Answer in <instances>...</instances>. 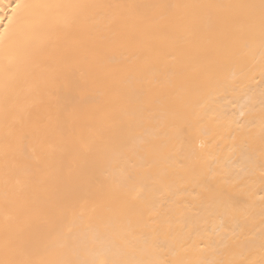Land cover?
Wrapping results in <instances>:
<instances>
[{
    "label": "snow or ice",
    "instance_id": "6c2138e0",
    "mask_svg": "<svg viewBox=\"0 0 264 264\" xmlns=\"http://www.w3.org/2000/svg\"><path fill=\"white\" fill-rule=\"evenodd\" d=\"M6 7L0 17L6 129L0 168L6 189L21 184L18 173L30 172L33 163L36 172L27 183L46 184L57 148L65 143L48 127L53 119L62 124L61 111L53 115L45 109L34 117L33 104L17 90L21 54L26 63H36L42 35L43 48L58 50L60 32L86 29L100 9L113 10L109 23L142 16V9H191L207 17L208 30L189 32L182 40L184 45L201 41L205 54L178 70L166 67L163 80L151 46L144 56L121 51L118 59L110 58L115 67L109 79L128 77L135 86L110 85L95 101L111 125L109 134L98 138L92 161L101 177L98 190L87 194L93 206L87 208L88 199L70 210L28 204L29 219L47 225V239L34 244L9 213L6 191L0 264H264V227L258 253L249 237L252 197L258 194L264 225V0L173 5L9 0ZM220 9L233 11L223 16L217 14ZM51 71L49 66L39 78L47 81ZM58 78L70 92L86 90V81L74 82L66 71ZM78 110L76 102L69 115ZM257 126L258 150L252 134ZM23 153L28 162L21 159ZM62 154L72 156L66 148ZM167 160L174 167H161ZM257 172L260 188L254 190ZM97 207L105 211L97 214Z\"/></svg>",
    "mask_w": 264,
    "mask_h": 264
},
{
    "label": "bare ground",
    "instance_id": "6f19581e",
    "mask_svg": "<svg viewBox=\"0 0 264 264\" xmlns=\"http://www.w3.org/2000/svg\"><path fill=\"white\" fill-rule=\"evenodd\" d=\"M51 3H66L70 0H50ZM89 3L102 4H138V5H173L193 3H217L234 4L243 3L246 0H83ZM9 0H0V17L7 11ZM142 16L114 19L109 23L113 15L111 9L97 10L95 23H90L82 31L68 30L59 33L62 47L58 50H50L42 47L46 39L42 35L36 42L38 50L37 61L34 64L26 63L22 53L18 65L20 78L18 91L23 101L33 104L31 109L33 116L43 114L45 109L53 115L60 110L62 124L57 125L53 119L49 122V131L52 136L63 135L64 144L58 146L54 155V163L50 169L48 182L41 186H29L27 183L32 172H36L33 163L30 172L20 171L18 174L22 181L17 185L10 183L5 188L3 170L0 168V225L3 223L5 212V192L10 199L9 213L16 218L17 226L25 230V237L34 244H39L47 239V225L38 218L29 219L25 212L28 204L39 205L42 208L55 206L71 209L73 205L79 207L88 199L87 208L91 209L93 200L87 194L96 192L99 188L100 173L93 167L94 155L100 146V137L109 134L111 122L104 118L97 110L95 101L104 97L108 87L111 86H135V81L128 77H120L112 81L109 79L111 70L115 67L110 58H119L121 51H135L138 55L149 54L148 47L154 51L153 64L157 69L158 78L166 67L176 70L181 65L193 63L205 54V46L201 41H194L191 45H184L183 38L189 33L202 34L208 30L207 17L195 13L191 9H142ZM233 10L220 9L217 14L231 15ZM151 18V19H146ZM117 42L120 47L114 46ZM51 66L47 81L40 79V73ZM68 72L72 81L83 84L87 82L84 92L73 89L71 92L64 86V81L59 77L62 72ZM173 80H178L176 76ZM257 81L260 77L257 76ZM259 88L260 84L253 85ZM79 102V110L75 115H69L74 103ZM66 109V111H65ZM5 121L3 104L0 101V139L5 133ZM258 126L252 129L256 136L255 147L258 150L260 140ZM27 144L28 142L25 141ZM225 141H220L223 147ZM67 149L72 156L65 157L62 152ZM172 149H165V153ZM224 155H227L225 149ZM25 162L29 161L27 153L21 155ZM161 167H174L173 160L162 162ZM254 190L260 188V177L257 172L252 178ZM19 197V198H17ZM255 219L249 225V237L255 253L259 251L260 229V195L252 197ZM105 211L103 207H97V214ZM2 238V231H0Z\"/></svg>",
    "mask_w": 264,
    "mask_h": 264
}]
</instances>
